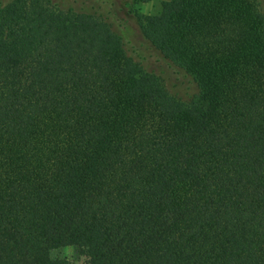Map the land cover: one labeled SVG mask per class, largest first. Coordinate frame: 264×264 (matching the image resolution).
Segmentation results:
<instances>
[{
    "label": "trees",
    "instance_id": "16d2710c",
    "mask_svg": "<svg viewBox=\"0 0 264 264\" xmlns=\"http://www.w3.org/2000/svg\"><path fill=\"white\" fill-rule=\"evenodd\" d=\"M97 1L0 0V264H264V13L124 2L197 84L182 100Z\"/></svg>",
    "mask_w": 264,
    "mask_h": 264
},
{
    "label": "rangeland",
    "instance_id": "374dc122",
    "mask_svg": "<svg viewBox=\"0 0 264 264\" xmlns=\"http://www.w3.org/2000/svg\"><path fill=\"white\" fill-rule=\"evenodd\" d=\"M128 0H99L96 5L104 17L112 24L113 29L119 33L125 43L128 53L139 61L143 67L159 75L169 91L177 98L189 100L198 93V87L192 76L184 69L157 50L147 41L135 16L124 13V2ZM131 1V0H129ZM167 0H141L135 4L141 18L156 14L160 11L163 2ZM264 13V0H255ZM90 3L85 7L90 9ZM51 264H90V254L85 245H68L52 251Z\"/></svg>",
    "mask_w": 264,
    "mask_h": 264
}]
</instances>
